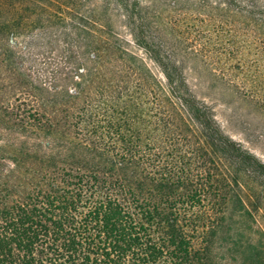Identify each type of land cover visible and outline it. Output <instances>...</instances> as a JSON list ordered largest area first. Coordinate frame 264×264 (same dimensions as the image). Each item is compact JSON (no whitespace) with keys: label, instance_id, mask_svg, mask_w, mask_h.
I'll return each mask as SVG.
<instances>
[{"label":"trees","instance_id":"obj_1","mask_svg":"<svg viewBox=\"0 0 264 264\" xmlns=\"http://www.w3.org/2000/svg\"><path fill=\"white\" fill-rule=\"evenodd\" d=\"M167 5L215 40L146 33L139 0H0V264H264V161L187 77L264 116V0Z\"/></svg>","mask_w":264,"mask_h":264},{"label":"rangeland","instance_id":"obj_2","mask_svg":"<svg viewBox=\"0 0 264 264\" xmlns=\"http://www.w3.org/2000/svg\"><path fill=\"white\" fill-rule=\"evenodd\" d=\"M99 1V0H97ZM140 14L145 18V31L151 35V24H165L168 33H175L185 43L204 42L207 37L215 40V35L205 26L202 15L185 7L171 10L167 0H139ZM119 31L128 35L122 18H115ZM128 37V36H127ZM188 81L196 93L214 107L217 121L235 140L241 141L264 161V116L250 104H246L230 93H222V84L211 80L201 72H188ZM257 213V223L264 230V203Z\"/></svg>","mask_w":264,"mask_h":264}]
</instances>
